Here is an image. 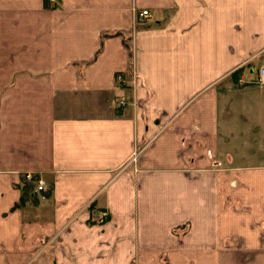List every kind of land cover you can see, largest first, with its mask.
<instances>
[{
	"label": "crops",
	"instance_id": "0c3cea01",
	"mask_svg": "<svg viewBox=\"0 0 264 264\" xmlns=\"http://www.w3.org/2000/svg\"><path fill=\"white\" fill-rule=\"evenodd\" d=\"M260 56L264 0H0V264H264Z\"/></svg>",
	"mask_w": 264,
	"mask_h": 264
},
{
	"label": "rangeland",
	"instance_id": "374dc122",
	"mask_svg": "<svg viewBox=\"0 0 264 264\" xmlns=\"http://www.w3.org/2000/svg\"><path fill=\"white\" fill-rule=\"evenodd\" d=\"M148 16V13H147V15L146 16H140L139 15V13L138 14H136V16L134 17V22L135 23H140V24H142L143 23V19L145 18V17H147ZM261 57L262 56H260V58H259V63H260V59H261ZM259 66V65H258ZM118 75H121L122 76V74L121 73H116V78L118 79ZM123 77V76H122ZM131 79H133V77L131 78ZM119 80V79H118ZM134 81L135 80H133V81H131L130 80V82H131V84L132 83H134ZM120 83H122V84H124V78H123V81H120ZM131 158H132V155H131ZM28 174V178L27 179H29L30 181L32 180H34V181H36V190L37 191H43L44 189H45V187H46V185H45V181L41 178V177H37L36 175L37 174H33V173H27ZM38 180H41L42 182H43V185H44V188L42 189V190H38L37 189V181ZM104 214V213H103ZM38 253H39V251H37L36 249H33V250H30V252H29V260L30 261H28V263H26V264H32L31 263V261H33L34 262V264H36L35 263V261H36V259L38 258ZM0 255H1V253H0ZM1 257V256H0ZM19 262V261H18Z\"/></svg>",
	"mask_w": 264,
	"mask_h": 264
},
{
	"label": "built area",
	"instance_id": "2783aa9c",
	"mask_svg": "<svg viewBox=\"0 0 264 264\" xmlns=\"http://www.w3.org/2000/svg\"><path fill=\"white\" fill-rule=\"evenodd\" d=\"M48 1H54V0H48ZM148 13L147 10H141L139 12L140 16H146ZM118 79L120 81H123V77L121 75H118ZM241 81H244L242 79H240ZM253 83H257V84H263L264 83V56L261 57L260 59V63L259 66L257 68V77L255 80L252 81ZM137 154V150H134L132 152V158H135ZM44 188L43 182L41 180L37 181V189L38 190H42Z\"/></svg>",
	"mask_w": 264,
	"mask_h": 264
}]
</instances>
